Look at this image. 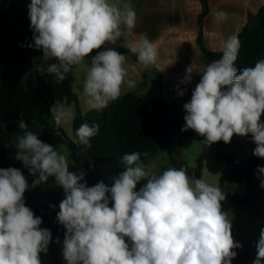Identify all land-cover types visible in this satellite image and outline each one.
I'll list each match as a JSON object with an SVG mask.
<instances>
[{
    "label": "clouds",
    "instance_id": "obj_1",
    "mask_svg": "<svg viewBox=\"0 0 264 264\" xmlns=\"http://www.w3.org/2000/svg\"><path fill=\"white\" fill-rule=\"evenodd\" d=\"M213 16L217 22L227 19L222 10ZM28 17L33 32L29 47L57 61L45 70L57 82L94 50L103 49L87 62L82 82L89 110H103L121 96L125 85L135 87V81L126 79V56L104 47L132 35L137 15L131 0H31ZM240 47L238 36H229L220 58L202 70L184 104L182 131H195L209 147L251 134L253 155L264 159V59L238 74L234 62ZM130 51L145 68L158 57L156 45L144 33ZM192 74L191 65L181 83H190ZM67 108L60 101L51 107L56 125L67 122ZM18 127L23 131L12 142L14 158L34 179L30 183L19 168H0V264H42L41 253L47 254L52 233L26 206L25 193L49 178L65 197L56 218L66 229L62 255L67 264H232L234 249L243 246L233 238L229 213L222 207L227 193L219 186L190 179L184 168L157 174L155 165L142 162L148 154L141 152L122 156L123 170L111 186L103 180L88 186L84 170L71 171L68 157L27 130L23 119ZM98 132V124L85 122L76 130L74 143L83 146L82 151L89 149ZM256 175L264 189V166H257ZM142 180L147 182L137 190ZM255 248L253 264H262L264 228Z\"/></svg>",
    "mask_w": 264,
    "mask_h": 264
},
{
    "label": "trees",
    "instance_id": "obj_2",
    "mask_svg": "<svg viewBox=\"0 0 264 264\" xmlns=\"http://www.w3.org/2000/svg\"><path fill=\"white\" fill-rule=\"evenodd\" d=\"M24 2L0 0V168H19L28 176L30 183L34 179L23 169L22 163L14 158L17 149L12 142L23 131L18 127L20 119L28 124L27 130L36 132L39 139L52 144L57 150L60 145H65L70 151V170H84L88 186L101 180L111 186L113 177L123 170L120 161L126 153L141 152L149 156L164 148L176 162L175 157L181 153L183 140L197 134L191 129L182 131L187 115L184 104L190 101L194 88L187 84H176L171 103H167L164 97L148 101L128 93L100 111L83 113L77 106L73 138L69 137L61 124L56 125L51 116L50 109L56 100L50 85L42 76V59L38 49L29 47L33 43V32L24 11ZM201 3L203 12L199 16L198 43L210 63L219 59L222 51H212L206 46L203 23L209 13V0H201ZM238 38L241 47L234 66L239 74L240 70L264 59V7L257 13L250 12L248 23L239 32ZM115 49L138 61L130 49ZM102 50H94L90 56ZM181 90H184L182 96L178 94ZM85 122L98 124L99 132L91 139V148L82 151L83 146L74 143V139L76 130ZM243 137L251 151L250 158L237 160L226 154L223 141L217 142L200 156L195 169L196 178H201V171L206 167L209 172L221 176V188L227 183L250 180L257 166L264 165V159L253 155L256 145L252 142L251 134ZM146 158L142 156L141 160ZM64 198L63 190L53 178L25 193L26 206L42 218L41 227L49 229L58 240H63L66 232L56 218L59 203ZM53 204L55 208L50 207ZM248 204V196L227 193L222 207L228 212L246 209ZM234 251L237 255L232 264H250L248 248L242 246Z\"/></svg>",
    "mask_w": 264,
    "mask_h": 264
},
{
    "label": "crops",
    "instance_id": "obj_3",
    "mask_svg": "<svg viewBox=\"0 0 264 264\" xmlns=\"http://www.w3.org/2000/svg\"><path fill=\"white\" fill-rule=\"evenodd\" d=\"M30 2L31 0L24 2L27 17ZM131 3L137 15V23L132 35L122 36L115 44L106 43L104 46L130 49V46L137 45L139 35L144 33L156 45L158 57L155 64L145 68L130 55L124 54L126 56L124 64L127 72L126 79L135 81V87L128 88L125 85L121 96L131 93L148 101L164 97L167 103H171L174 88L176 84L181 83L187 67L193 66L192 80L187 85L194 88L199 83L202 70L209 64L198 43L199 16L203 12L201 0H133ZM262 7H264V0H209V13L203 23L204 40L208 49L222 51L225 40L232 35L238 36L242 28L246 26L250 12L257 13ZM217 10L227 13V19L217 22L213 16ZM28 21L30 23L29 17ZM38 53L42 59L40 70L44 80L50 85L56 102L60 101L68 106V117L71 115L74 124L77 106L83 113L90 111L82 94V82L88 63L91 62V56L87 57L86 61L74 72L66 74L62 82H57L54 75L45 71L48 65L57 61L44 57L42 49L38 50ZM63 127L73 138V134H70L73 132V125ZM205 168L202 169L201 179H203ZM229 184L220 188L226 193L243 194L239 188H230ZM235 210L228 211L229 215ZM229 218L232 222L233 238L249 249L251 263L254 248L252 240L255 231L242 232L239 227L235 226L236 220L232 216Z\"/></svg>",
    "mask_w": 264,
    "mask_h": 264
},
{
    "label": "rangeland",
    "instance_id": "obj_4",
    "mask_svg": "<svg viewBox=\"0 0 264 264\" xmlns=\"http://www.w3.org/2000/svg\"><path fill=\"white\" fill-rule=\"evenodd\" d=\"M72 125L73 121L70 115V117H68L67 119V122L63 123V126L72 127ZM63 126L62 128L64 129ZM64 131L66 132L65 129ZM66 134L71 137L67 132ZM70 134L72 135L73 132ZM204 139V137H201L198 134H195L191 138L184 139L181 145V153L180 155L175 157L176 162L172 160V158L168 155L164 148H160L157 153L150 155L145 160H142V162L148 166L155 165L156 167L154 171L157 174L162 173L163 170H166L170 167L185 168L190 179H196L195 169L198 165V158L208 149V145L203 142ZM58 151L68 157L69 165L71 166L72 162L70 159L69 149L65 145H60L58 147ZM225 152L228 155L236 157V159L238 160H245L251 157V151L246 144L245 138L236 135L233 136L229 144H226ZM203 180L209 184L220 187V175L213 174L206 168L203 172ZM146 182V180H142L137 185V190H139V188ZM240 183H230L228 186L232 189L239 188L243 193L242 195L248 196L249 204L246 209H236L229 216H232V218L236 220L237 224L235 226L239 227L240 231L245 233L251 232L253 230L255 231V236L252 240L254 248L250 263L253 264L256 256L255 243L259 239L260 230L264 228V189L259 186L260 181L257 178L256 171L254 172V175L250 180H245L242 181L241 184ZM57 240L58 239H56L52 234V241L49 244L47 254L41 253L42 264H57V262H59L60 264H67L62 255L64 239L58 240L59 242H57Z\"/></svg>",
    "mask_w": 264,
    "mask_h": 264
}]
</instances>
